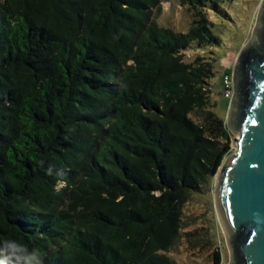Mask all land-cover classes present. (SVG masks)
I'll return each instance as SVG.
<instances>
[{
	"label": "trees",
	"instance_id": "obj_1",
	"mask_svg": "<svg viewBox=\"0 0 264 264\" xmlns=\"http://www.w3.org/2000/svg\"><path fill=\"white\" fill-rule=\"evenodd\" d=\"M0 0V264H179L185 206L233 152L215 111L229 0ZM216 60V59H214ZM218 250L211 264H221ZM210 264V263H209Z\"/></svg>",
	"mask_w": 264,
	"mask_h": 264
},
{
	"label": "water",
	"instance_id": "obj_2",
	"mask_svg": "<svg viewBox=\"0 0 264 264\" xmlns=\"http://www.w3.org/2000/svg\"><path fill=\"white\" fill-rule=\"evenodd\" d=\"M231 75L236 148L216 174V209L231 264H264V0Z\"/></svg>",
	"mask_w": 264,
	"mask_h": 264
},
{
	"label": "rangeland",
	"instance_id": "obj_3",
	"mask_svg": "<svg viewBox=\"0 0 264 264\" xmlns=\"http://www.w3.org/2000/svg\"><path fill=\"white\" fill-rule=\"evenodd\" d=\"M261 2L262 0H229L230 14L224 19H219L212 12H208V19L215 24L217 33L221 37V46L205 49L190 48L186 53V61L201 56L213 63L215 77L212 81V99L217 103L216 113L224 119L226 124L230 99L224 97L223 76L232 74L239 52L250 39ZM162 7L158 20L160 26L171 28L176 32H187L192 21L187 9L180 6L177 0H165ZM232 136V153H234L237 135L232 133ZM215 178L216 176L207 191L194 196L185 206V215L188 216L186 221L190 224L186 230L192 231L198 228L197 238L203 239L199 242L206 243L203 241L207 239H211V242L206 243L208 245L204 250L182 241L170 254L179 264H211L212 253L216 250L221 254V264H231L226 236L216 209Z\"/></svg>",
	"mask_w": 264,
	"mask_h": 264
},
{
	"label": "built area",
	"instance_id": "obj_4",
	"mask_svg": "<svg viewBox=\"0 0 264 264\" xmlns=\"http://www.w3.org/2000/svg\"><path fill=\"white\" fill-rule=\"evenodd\" d=\"M223 86H224V97L226 99H231L233 96V82H232V75L225 74L223 76Z\"/></svg>",
	"mask_w": 264,
	"mask_h": 264
},
{
	"label": "clouds",
	"instance_id": "obj_5",
	"mask_svg": "<svg viewBox=\"0 0 264 264\" xmlns=\"http://www.w3.org/2000/svg\"><path fill=\"white\" fill-rule=\"evenodd\" d=\"M27 264H40L37 252L34 251V252L28 254Z\"/></svg>",
	"mask_w": 264,
	"mask_h": 264
}]
</instances>
